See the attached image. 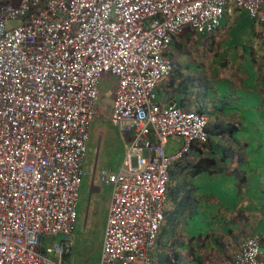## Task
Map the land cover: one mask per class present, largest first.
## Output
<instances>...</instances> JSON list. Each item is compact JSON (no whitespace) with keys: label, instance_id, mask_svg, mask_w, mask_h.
<instances>
[{"label":"built area","instance_id":"1","mask_svg":"<svg viewBox=\"0 0 264 264\" xmlns=\"http://www.w3.org/2000/svg\"><path fill=\"white\" fill-rule=\"evenodd\" d=\"M233 6L264 22V0H0V264H67L73 255L105 74L116 79L111 122L129 149L100 264H153L172 164L209 138L207 113L157 101L174 71L165 53L186 27L214 33ZM174 136L182 147L168 155ZM51 236L61 238L44 244ZM232 264H264L262 236H249Z\"/></svg>","mask_w":264,"mask_h":264},{"label":"crops","instance_id":"2","mask_svg":"<svg viewBox=\"0 0 264 264\" xmlns=\"http://www.w3.org/2000/svg\"><path fill=\"white\" fill-rule=\"evenodd\" d=\"M233 8L214 33L186 27L165 53L174 71L160 81L157 101L201 110L211 124L221 123L223 129L230 123L236 127L235 138L216 137L207 146L197 142L172 164L165 219L150 251L153 264H221L223 259L232 264L249 236L261 235L264 244V181L258 153L264 116V22L254 20L245 9ZM107 83L113 87L104 114L111 121L116 79L103 76L99 98ZM122 137L129 147L128 137ZM182 143L180 137L170 138L166 153L176 154ZM206 157L214 158V165L195 172V165ZM99 191V186H92V193ZM112 196L104 208L107 221ZM72 260L73 255L67 264Z\"/></svg>","mask_w":264,"mask_h":264},{"label":"rangeland","instance_id":"3","mask_svg":"<svg viewBox=\"0 0 264 264\" xmlns=\"http://www.w3.org/2000/svg\"><path fill=\"white\" fill-rule=\"evenodd\" d=\"M18 23L19 20L9 21L7 27H13ZM110 86L109 83L102 84L99 106L90 125V137L83 165L84 177L79 192L78 218L71 234L75 240L72 264H99L107 223L104 208L113 193L114 180L129 149L121 135L122 132L104 114L109 104V94L112 92L113 86L111 88ZM103 172L108 182L102 180ZM93 185L99 186L100 191L92 193ZM60 238V236H51L45 244H51ZM221 264L230 263L228 259H223Z\"/></svg>","mask_w":264,"mask_h":264},{"label":"trees","instance_id":"4","mask_svg":"<svg viewBox=\"0 0 264 264\" xmlns=\"http://www.w3.org/2000/svg\"><path fill=\"white\" fill-rule=\"evenodd\" d=\"M200 112H202V111L200 110ZM221 126H222L221 123H216L214 125L211 124L210 122L208 123L207 131L209 134V138L206 142L201 143L202 146H207V145L212 144V140L215 139L216 137H222V136L227 137V136H229L230 139L235 138V136L233 135V131H234L236 126L234 124L230 123L224 129ZM260 140H261V149H258V153L261 154V181H264V116H261V137H260ZM194 145H196V143H194L192 145V147ZM214 163H215V159L212 157L201 158L198 161L197 165H195L196 169L194 168V171L195 172H202L205 169H208L209 167L211 168L214 165ZM173 175H174V172L171 169L170 181L168 184L167 193L169 192L170 184H171V180H172ZM45 242H46V239L44 240V244H45Z\"/></svg>","mask_w":264,"mask_h":264}]
</instances>
